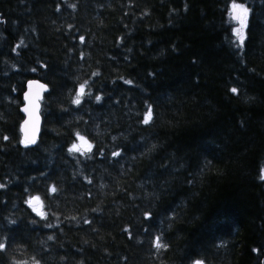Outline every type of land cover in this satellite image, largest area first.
Segmentation results:
<instances>
[{
  "label": "trees",
  "instance_id": "trees-1",
  "mask_svg": "<svg viewBox=\"0 0 264 264\" xmlns=\"http://www.w3.org/2000/svg\"><path fill=\"white\" fill-rule=\"evenodd\" d=\"M32 78L39 139L0 141V264H264V0H0V96Z\"/></svg>",
  "mask_w": 264,
  "mask_h": 264
},
{
  "label": "water",
  "instance_id": "water-1",
  "mask_svg": "<svg viewBox=\"0 0 264 264\" xmlns=\"http://www.w3.org/2000/svg\"><path fill=\"white\" fill-rule=\"evenodd\" d=\"M231 18L233 21L239 19L238 8L233 9ZM48 90V85L39 79H29L24 83V90L21 94L22 106H20L19 111L23 116L20 124V135L26 144L32 145L40 137L42 129L41 102ZM36 204V201L31 203L32 206Z\"/></svg>",
  "mask_w": 264,
  "mask_h": 264
},
{
  "label": "rangeland",
  "instance_id": "rangeland-1",
  "mask_svg": "<svg viewBox=\"0 0 264 264\" xmlns=\"http://www.w3.org/2000/svg\"><path fill=\"white\" fill-rule=\"evenodd\" d=\"M238 9L240 11V18H239V21H238V24H237V27L235 28V30L236 29L240 30L238 33L239 36L237 39H238L239 43H241V37H242L241 35L243 32V27L246 25L247 13H246L245 9L241 6H239ZM234 32H235V34H237L236 31H234ZM17 81L19 82V79L15 80L14 82H17ZM18 93H19V91L13 85L10 96H3V94L0 96V141L5 138V136L9 130H12L15 128L17 130V133H18V126H19V123H21L17 119V111H19V106H20V102H21V97H18ZM85 140H86V143L80 141L79 139L76 140L75 144H77L80 147V151H78V152L88 151V146L90 145V143L88 142L87 139H85ZM31 199L32 198H30L29 200H31ZM28 205H29V203H28ZM37 207L38 206H36V205L35 206L30 205V208H32L33 211L39 210V208H37Z\"/></svg>",
  "mask_w": 264,
  "mask_h": 264
},
{
  "label": "snow or ice",
  "instance_id": "snow-or-ice-1",
  "mask_svg": "<svg viewBox=\"0 0 264 264\" xmlns=\"http://www.w3.org/2000/svg\"><path fill=\"white\" fill-rule=\"evenodd\" d=\"M233 7L235 8V7H237V5L234 4ZM245 11H246V10H245ZM235 31H236L237 33H239L240 30H239V29H236ZM84 39H85V38H84L83 36H81V37H80V42L83 43V42H84ZM241 43H243V37H241ZM93 75H96V73H93ZM85 83H87V81H86ZM84 88H85V86L82 84V85L80 86L79 92L76 94V96H75V98H74V100H73V103H74V104L79 105V104L81 103V97H82V95H83V93H84ZM231 91H232L233 93H236V92H237V89H236V88H232ZM95 99H96L97 101H99V100L101 99V97L96 96ZM150 116H151V108L149 107V109H148V113H147V115H146V117H145V119H144V123H145V124H147V123L149 122V118H150ZM76 137H77V139H79L80 141L86 143L85 137L82 136L79 132L76 133ZM90 150H91V145L88 146V151H90ZM68 151H69V152H73V151H77V152H78V151H80V147H79L77 144L74 143V144L72 145V147L68 149ZM112 155H113V156H119L120 153H118V152H114ZM261 179H264V175L261 176ZM89 182H91V181H89ZM0 187H3V185H0ZM56 190H57V189L55 188V186H53V187L50 189V191L53 192V193L56 192ZM33 200L38 201V200H39V197H33L31 200L28 201V203L31 204ZM34 210H35V209H34ZM38 214H40V215H44L43 213H38ZM86 222H87V221H86ZM49 239H51V237H49ZM155 246H156L157 248H160V247H166L165 245H163V244L160 243V238H159V237L156 238V244H155ZM4 249H5V244H4L3 242H0V251H3ZM35 264H39V262L37 261V262H35ZM196 264H202V262H201V261H197Z\"/></svg>",
  "mask_w": 264,
  "mask_h": 264
}]
</instances>
